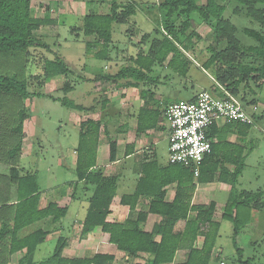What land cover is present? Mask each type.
<instances>
[{"label": "trees", "instance_id": "trees-1", "mask_svg": "<svg viewBox=\"0 0 264 264\" xmlns=\"http://www.w3.org/2000/svg\"><path fill=\"white\" fill-rule=\"evenodd\" d=\"M225 1L205 0L204 4L199 5L196 0H159L156 6L164 15V26L162 30L154 29L156 35L150 39L146 50L141 46L135 54L129 55L128 64L121 66L115 73H103L95 75V78L113 82L125 79V84L128 85L154 82L156 77L149 76L148 72H151L155 64L164 62L176 75L186 76L192 63L184 54L186 49L181 37H200L193 30L186 34L190 27L189 22L183 21L178 27L174 16L196 12L204 21L213 22L216 42L215 45L206 46L207 57L202 61L201 67L211 73L214 84L219 89L223 88L234 96L240 95V85L246 88L264 78V7L259 6L264 4V0H237L245 7L246 14L259 24L258 30L244 29L247 35L256 40L255 45L246 47L242 46L235 36L236 26L223 18ZM108 4L106 12L83 14L79 27H73V30H81L87 36L96 34L103 48L96 49L94 56L112 60L109 49L112 46L113 24L129 23L136 15L138 7L133 0H111ZM43 5L42 2H38L37 6L33 5L31 0H0V53H27L33 46H48L34 34L41 26L52 25L56 21L47 10L42 13L33 10V7ZM46 7L48 8V5ZM234 12L239 13V8H235ZM220 43L225 44L224 48L219 49ZM86 46L95 48L96 45L87 42ZM69 70L68 64L59 56L47 58L43 62L44 80L57 75H67ZM62 88L65 93L72 89L67 83H64ZM28 94L26 78H20L15 72L0 73V107L4 99H7L11 109L17 111L19 117V121L13 126L1 124L2 136L7 137V140H2V145L0 144V169L3 170L0 172V264H10V256L15 252L21 253L15 264H208L219 235L220 222L213 218L214 201L193 204L192 198L197 183L214 181L230 185L221 219H228L232 223V246L237 253V261L240 264H249L254 260H243V248L238 245V241L242 229L250 223L251 210L264 209V194L261 191H238V177L244 168L243 148L228 143L229 150L218 149V121L207 129L211 149L200 161L197 175L179 163H144L135 190L131 194L122 195L121 203L129 204V209L132 210L138 197L144 195L148 198V208L138 212L135 218L128 217L122 223H116L107 220L109 206L116 191V179L104 176L98 169H94L101 121L90 118L80 122L76 147L77 179L94 186L80 233L84 236L95 227H100L99 239L114 244L132 260L117 263L115 256L108 253H95L91 257L81 258L65 257L63 250L67 237L62 234L57 237L49 255L35 260L36 249L45 241L49 230L36 229L23 236L18 235L19 231L46 217H51L55 222L65 216L67 208L58 207L52 202L40 208L37 173L22 172V168L17 167L25 136L23 125L27 118L21 103L22 98ZM222 94L219 90L218 95ZM240 99L244 100L242 95ZM59 101L63 106L70 108L92 109L91 106L84 107L66 97L59 98ZM105 102L106 99L103 100V106ZM148 114H141L138 118V131H144L157 123V115L153 119V116ZM231 123L223 122V125ZM240 124L243 129L239 133L245 134L252 123ZM115 156L116 142L109 140V160H115ZM230 164L233 165L232 169L228 166ZM173 183L176 184L173 199L165 201L166 187ZM128 199H131V202H127ZM149 212L160 215L161 220L151 231H144L139 224ZM181 219L185 220V226L182 231H175L174 226ZM199 235L203 239L198 247L195 241ZM156 236H159L158 240L155 239ZM180 247L188 249L187 257L183 262L173 263L176 250ZM261 256L263 260L258 264H264V251ZM134 258L140 260L134 261Z\"/></svg>", "mask_w": 264, "mask_h": 264}, {"label": "rangeland", "instance_id": "rangeland-1", "mask_svg": "<svg viewBox=\"0 0 264 264\" xmlns=\"http://www.w3.org/2000/svg\"><path fill=\"white\" fill-rule=\"evenodd\" d=\"M31 1L36 6L38 2L44 4L38 8L33 7V10L37 11L36 13H42L47 10L48 14L56 20L54 24L41 26L34 31V34L42 39L41 42H45L48 46L36 45L29 48L27 53L22 51L0 53V73L15 72L20 78H26L28 81L29 94L27 97L22 98L21 103L27 118L23 125L25 136L23 137L22 150L20 152L22 156L19 158L17 167L22 168L23 170H20L22 172L37 173L39 187L43 190L42 198L44 200L45 198H51L52 192L56 193L66 188L67 182L75 179L74 160L76 156L74 150L79 140L76 119L77 117L92 116L83 110L63 106L59 98L66 97L76 103L91 105V113H95L96 111H101L99 108L103 97L105 95L109 96V102H112V106H106L108 107L105 110L107 115H104L103 118H107L109 132L115 136L120 132L116 129L117 125L131 117L129 115V105H131L133 97H136L139 90L132 89L130 86L127 87L128 95L125 98L126 93L121 96L122 88H118L114 84L115 82L98 80L95 75L113 73L123 63L128 62L127 58L129 55L135 54L141 46L146 50V45L156 35L154 29H163L164 15L158 11L156 6L159 0H133L138 7V11L129 23L113 24L112 46L109 49L112 60H105L94 56L96 49L100 50L103 48V44L98 40L97 35L87 36L81 30H73V27H79L81 17L85 13L106 12L108 3L111 0H91L90 2L84 0ZM116 1L124 2L126 0ZM196 2L202 5L205 0H196ZM46 5H48V8ZM224 5L223 18L228 19L236 26L235 36L241 45L244 47L255 45L256 40L247 35L244 29L252 28L258 30L259 24L246 14L245 7L237 0H226ZM259 6L264 7V4ZM235 8H239L240 12L235 13ZM174 21L178 27L182 25L183 21H188L190 27L186 34L193 30L200 38L198 39L196 36L190 38L181 37L186 49H183L184 54L191 63L193 62L189 66L188 71V76L192 80L184 81V84L187 85V90L177 89L171 90L172 92L169 91L170 99H189L193 91L202 88L218 94L221 88L219 89L216 86L212 89L214 82L211 73L200 68L201 62L207 57L206 46L209 44L215 45L216 43L213 33V22L204 21L196 12L188 15L183 13L175 15ZM145 33H148V35L146 36ZM87 42L96 45L95 48H87L88 46L85 45ZM224 46V43L218 45L219 49L224 48ZM55 56L62 58L68 64L70 70L67 75H57L44 80L43 62L45 59ZM149 75L153 78L156 77L160 82H142L140 87L150 90L151 87L154 89L153 85H155L156 94H158L157 92L165 93V87L171 89V86L175 84L174 77L176 76L172 74V70L167 68L165 64H155ZM164 79L166 80L165 83H161ZM64 83L74 88L65 93L62 88ZM239 94L236 96L237 99L242 101L244 109L252 117L251 127L245 134H242L239 133L243 129L242 124L233 122L223 125V122L219 120L217 122V140L219 141L217 147L219 150L227 151L230 149L228 143H234L235 147L241 146L243 148L244 168L238 177L236 187L238 191H261L264 194V78L260 79L257 84L251 83L246 88L240 85ZM241 95L244 100L240 99ZM10 105L8 100L4 99V103L0 107V144L2 140H7V137L2 136L1 124L4 123L3 125L7 126L11 124L9 126H13L19 121L18 112L11 109ZM254 105L257 107L255 111L252 110ZM161 135L157 137L158 143L156 147L159 148V158L165 160L166 156H168V151L166 153L164 149L166 144L165 135L164 133ZM102 138L106 141L109 135L106 138L102 135ZM100 149L105 156V142L101 141ZM228 166L230 169L233 168L231 164ZM1 171L3 172L2 169H0ZM219 184L214 181L208 183L207 187H209L210 197L218 202V207H221L227 199L230 185L226 183V190L221 192L217 191L218 188L212 187H216ZM117 186L118 192H121L120 182ZM80 190L78 189L77 193H80ZM82 205L85 206V203L83 202ZM85 208L80 207L79 213L83 214L86 210ZM76 216L74 207L71 204L66 215L59 221L65 227V230L61 229L63 231H60L62 235L68 237L69 225L77 218ZM219 220V235L215 242V250H213L208 264H240L237 261V253L232 246V223L230 220L221 219L220 217ZM78 233L79 230L76 228L72 234V240L68 237L67 256L71 254L69 252L71 249H75L77 243H79L77 247H82ZM56 239L57 237L45 239L38 246L34 257L35 260L49 255L54 248ZM238 245L243 248V260L254 258L249 264H258L263 260L261 254L264 251V209L251 210L250 223L242 229ZM117 259L120 262L124 260L120 257V254ZM16 260L17 256H14L11 264H15Z\"/></svg>", "mask_w": 264, "mask_h": 264}, {"label": "crops", "instance_id": "crops-1", "mask_svg": "<svg viewBox=\"0 0 264 264\" xmlns=\"http://www.w3.org/2000/svg\"><path fill=\"white\" fill-rule=\"evenodd\" d=\"M85 45H87V43H85ZM109 55H110V51H109ZM126 64H128V62L123 63L121 66L126 65ZM163 64H165L166 66V62H164ZM153 67L151 68V70L153 69ZM200 68L202 67L200 66ZM149 73L150 72H148V75ZM172 74L176 76L174 77L175 84L171 86V89H167L168 87H165L166 88V90L164 89V91H166L165 93L157 92L158 94H156L155 85H153L154 89L151 87V89L149 90V89H145L144 87H140L142 82H138V84L136 85H128V84H125L127 81L125 79L117 80L115 81V83L112 81L118 88L119 87L122 88L121 96L123 95V93H126L125 98H127V95H128L127 87L130 86L132 87V89L139 90L137 91L136 97H133V101L131 102V105H129V109H130L129 115L131 117L117 125L116 129L117 131H120V132H118L115 136H113L109 132V129L107 127V118H103L104 115H107L105 110L108 107L106 106L108 105L112 106V102H109V96L107 97V95H105L101 101V107H100L101 109L99 108V110L101 111L99 112L96 111L95 113H91L92 109L91 110L83 109V111L90 113L92 116L77 117L76 119L77 125H78V131H79L80 122L85 121L87 118L101 121V126L99 129L98 141H97V146H96L94 169H98L104 176H111V177H115L116 179V191H115V195L112 198L111 204L109 206V213L107 215V220L109 221L116 222V223H122L126 218L128 217L135 218L138 212L146 211L148 208V198L146 196L144 195L139 196L132 210L129 209V204L121 203V197L122 195L133 193V191L136 188L137 181L139 177L141 176L142 165L144 163H147L149 161L157 162L159 165H165L168 163V156H166L165 160H161L158 156L159 148L156 147L158 143L157 137L162 136L161 134L164 133L165 143H166L164 146V149L166 153L168 151L169 126H168V120L165 115V109L169 103L176 101V100L170 99L168 92L171 90L173 91L177 89L187 90V85L184 84V81L190 79L188 76V73L184 77L176 75L173 71H172ZM165 79L167 80V78ZM165 79L164 81H161V83L162 82L165 83L166 81ZM158 80L159 79H154V82H160ZM103 81L109 82L107 80H103ZM213 85H212V89L216 87L215 84ZM73 88L74 87H72V89ZM200 90H206V89L202 88ZM200 90L197 89L193 91L191 94V97H194L195 94ZM161 94H163V96H161ZM104 99H106L105 106H103L102 104ZM76 104H80L84 107L91 106V105L87 106V104H82V103H76ZM146 113H149L148 114L149 116H153V119H155L156 117L155 115H157V119H158L157 123L155 124V126L145 129L144 131H138L137 130L138 118L140 117L141 114L142 116L143 115L145 116ZM102 135L105 138L107 135H109V138H106V141H104V139L102 138ZM109 140H113L116 142V156H115V160L113 161L109 160ZM101 141L105 142L106 144L105 156H104V152L101 151L100 149ZM74 153L76 156L74 160V171H75V168L77 165L78 151L75 149ZM21 156L22 154L20 155V158ZM75 175H76V172H75ZM119 182L121 185V192H118L117 190L118 189L117 185ZM208 183H211V182H208ZM208 183H197L195 192L192 198V203L193 204H207L210 201H214L215 211L213 214V218L215 221L220 222L219 217L221 218L224 205L221 207H218L219 206L218 202L215 199H212L210 197V192L208 191L209 187H207ZM218 183H220L218 186L216 185V187L215 186H212V187H214L215 189L218 188L219 190L217 189V191L224 192L227 188V186L225 185L226 183L224 182H218ZM66 185H67L66 188L56 193L52 192L51 198L49 199L45 198L44 200L42 198L43 190H41L39 187L40 198H39V203H38L39 207L42 208L48 205L50 202H52V203H55L58 207H66L67 212L71 204H72V207H74L77 218L74 219L69 225L68 237L72 240V236H73L72 234L75 232V229L78 228L79 230L78 238L80 240V243L82 242L81 243L82 247L80 248L77 247L79 244L77 243L75 249H71L69 251L71 254L67 256L66 255L67 244H66L63 250V255L69 258H76V257L81 258V257H91L95 253H108V254H113L115 256V262L117 263H125V262L132 260V258L128 256L125 252L118 250L114 244L109 243V242L100 241L99 239L100 232H101L100 227H95L92 231L88 232L84 236L81 235L80 231H81L83 219L85 217L87 207L89 204V198L93 192L94 186L89 183L84 182V180H78L77 176L75 177V179L67 182ZM175 186L176 184L173 183L166 187L167 191L165 195V201H171L173 199ZM78 189H81L80 193L78 192L79 194L77 193ZM83 202L85 203V206L82 205ZM127 202H131V199H128ZM80 207H86L85 208L86 210L83 214L79 213ZM218 212H220V214H218ZM191 214L193 215L194 212H191ZM60 220L61 218L53 222L51 217H46L32 224H29L28 226H25L19 231L18 235L23 236V235H26L32 232L33 230L44 229V230H49V234L47 235L46 239L50 237H58L59 235H61L60 231L65 230L64 224L59 223ZM160 220H161L160 215L149 212L145 220L140 222L139 225L144 231H151L154 225L157 224ZM184 226H185V220L181 219L176 222L174 226V230L182 231ZM68 237H67V243H68ZM155 239L158 240L159 236H156ZM202 239L203 237L199 235L195 241V245L199 247L202 243ZM213 250H215V247ZM76 253H80V254H76ZM187 253H188L187 248H182V247L178 248L176 250L173 263L183 262L187 257ZM119 254H120V257H122V259L126 261L123 260L120 262L117 259V256ZM20 255H21L20 252L13 253L10 256V264L12 263L11 261L14 256H17V259H18ZM139 260H140L139 258H134V261H139Z\"/></svg>", "mask_w": 264, "mask_h": 264}, {"label": "built area", "instance_id": "built-area-1", "mask_svg": "<svg viewBox=\"0 0 264 264\" xmlns=\"http://www.w3.org/2000/svg\"><path fill=\"white\" fill-rule=\"evenodd\" d=\"M221 91L223 94L218 95L200 90L193 100L179 99L166 106L170 163H179L197 175L200 161L211 149L207 129L214 122H253L242 101L223 88ZM256 108L254 105L252 110Z\"/></svg>", "mask_w": 264, "mask_h": 264}]
</instances>
